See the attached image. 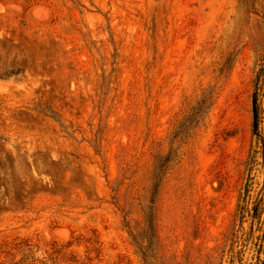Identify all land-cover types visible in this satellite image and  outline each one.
<instances>
[{
  "label": "rangeland",
  "instance_id": "rangeland-1",
  "mask_svg": "<svg viewBox=\"0 0 264 264\" xmlns=\"http://www.w3.org/2000/svg\"><path fill=\"white\" fill-rule=\"evenodd\" d=\"M263 67L264 0H0V264H264Z\"/></svg>",
  "mask_w": 264,
  "mask_h": 264
},
{
  "label": "trees",
  "instance_id": "trees-1",
  "mask_svg": "<svg viewBox=\"0 0 264 264\" xmlns=\"http://www.w3.org/2000/svg\"><path fill=\"white\" fill-rule=\"evenodd\" d=\"M262 79H264V67L261 69V71H260V74H259V76H258V85H259V83L261 82V80ZM260 113H261V110H260V107H259V105L257 106V114H258V118H260L261 116H260ZM246 192L247 193H245L246 195L249 193V188H247L246 187Z\"/></svg>",
  "mask_w": 264,
  "mask_h": 264
},
{
  "label": "bare ground",
  "instance_id": "bare-ground-1",
  "mask_svg": "<svg viewBox=\"0 0 264 264\" xmlns=\"http://www.w3.org/2000/svg\"><path fill=\"white\" fill-rule=\"evenodd\" d=\"M21 133V132H20Z\"/></svg>",
  "mask_w": 264,
  "mask_h": 264
}]
</instances>
